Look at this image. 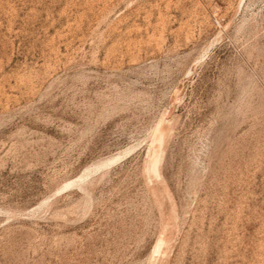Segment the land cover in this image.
<instances>
[{
	"label": "rangeland",
	"instance_id": "rangeland-1",
	"mask_svg": "<svg viewBox=\"0 0 264 264\" xmlns=\"http://www.w3.org/2000/svg\"><path fill=\"white\" fill-rule=\"evenodd\" d=\"M0 264H264V0H0Z\"/></svg>",
	"mask_w": 264,
	"mask_h": 264
},
{
	"label": "bare ground",
	"instance_id": "bare-ground-1",
	"mask_svg": "<svg viewBox=\"0 0 264 264\" xmlns=\"http://www.w3.org/2000/svg\"><path fill=\"white\" fill-rule=\"evenodd\" d=\"M207 51V50H206ZM205 52V51H204ZM129 151V150H128ZM125 152V151H124ZM125 154V153H124ZM122 155V154H121ZM116 156V155H115ZM114 156V157H115ZM118 156H119V154H118ZM112 158V159H110L109 158V160H106V161H104V162H102V163H96L97 165H93L94 167H92V168H88V169H86L79 177H78V179H77V181L76 182H78V181H80V180H82V179H84L85 177H87V175H90V174H88L90 171H92V170H95V169H97V168H99V167H102L103 165L105 166L106 164H108L109 162H111L112 160H115V158ZM117 157V156H116ZM120 159V158H119ZM108 167V166H107ZM91 173V172H90ZM70 183H72V182H69V183H67V184H70ZM66 184V185H67ZM77 185V184H76Z\"/></svg>",
	"mask_w": 264,
	"mask_h": 264
}]
</instances>
